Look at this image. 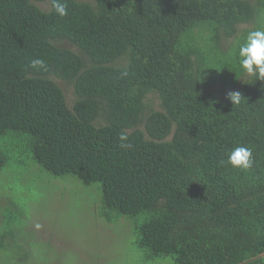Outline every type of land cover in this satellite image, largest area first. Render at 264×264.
Returning <instances> with one entry per match:
<instances>
[{
    "label": "trees",
    "instance_id": "1",
    "mask_svg": "<svg viewBox=\"0 0 264 264\" xmlns=\"http://www.w3.org/2000/svg\"><path fill=\"white\" fill-rule=\"evenodd\" d=\"M67 3L61 18L51 0H0V173L16 162L34 184L0 194L5 252L23 243L16 203L62 181L104 222H132L148 260L264 264V82L237 54L264 28V0ZM236 146L250 170L221 164Z\"/></svg>",
    "mask_w": 264,
    "mask_h": 264
},
{
    "label": "rangeland",
    "instance_id": "2",
    "mask_svg": "<svg viewBox=\"0 0 264 264\" xmlns=\"http://www.w3.org/2000/svg\"><path fill=\"white\" fill-rule=\"evenodd\" d=\"M68 96L72 103V93ZM23 171L14 162L0 173V194L11 184L24 194V186H34L32 182L20 186L16 175ZM50 185L56 186L57 191L48 194V198H44L43 190L35 186L22 198L25 199L22 205L21 200L16 203L21 210L15 208L16 211L10 212L19 219L24 211L27 215L24 221L20 220L23 224L25 222V230L14 228L23 243L11 245L7 252L4 250V234L14 231H6L1 223L3 210L5 212L8 204L0 196V264H175L172 259L148 260L136 243L132 222L125 218L113 224L101 220L96 214L94 198L90 193L85 196L84 188L80 189L82 195L74 198L72 191L77 184L52 181ZM31 201L36 205L28 210Z\"/></svg>",
    "mask_w": 264,
    "mask_h": 264
},
{
    "label": "clouds",
    "instance_id": "3",
    "mask_svg": "<svg viewBox=\"0 0 264 264\" xmlns=\"http://www.w3.org/2000/svg\"><path fill=\"white\" fill-rule=\"evenodd\" d=\"M55 14L61 18L68 15L67 0H51L49 14ZM239 66L242 69V77H252L256 81L264 82V28L251 29L247 31L243 43L238 42ZM44 61L35 58L30 61V67H43ZM243 81V79H241ZM245 97L241 92L230 91L227 93V99L234 106L242 104ZM121 148H129L131 144L126 143L127 133L122 132L119 136ZM227 163L233 168L240 170H250L254 166V158L251 148L246 146L234 147L227 156V160L221 161V164Z\"/></svg>",
    "mask_w": 264,
    "mask_h": 264
}]
</instances>
